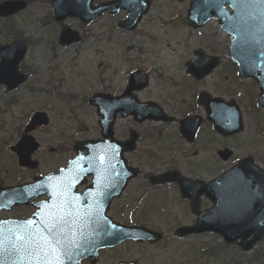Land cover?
I'll list each match as a JSON object with an SVG mask.
<instances>
[{
	"label": "rangeland",
	"instance_id": "rangeland-1",
	"mask_svg": "<svg viewBox=\"0 0 264 264\" xmlns=\"http://www.w3.org/2000/svg\"><path fill=\"white\" fill-rule=\"evenodd\" d=\"M30 1L27 12L4 24L0 22V42L14 40L16 37L7 33L9 27L14 28L18 32L17 38L30 45L32 64L38 72L35 76L36 84L39 88L45 86L46 82L51 85L43 87L49 91L47 98H44V94H37L30 110L44 108L50 99L57 105H64L72 127L81 125L86 136L94 135L95 108L85 101L100 88L98 78L109 79V84L116 90L122 86L131 69L138 66L152 68L166 74V77L176 76L184 68L181 65L182 59L191 57L195 49L202 48L218 56L221 64L215 74L194 84L193 92L204 89L227 99L234 98L242 104L246 128L244 132L230 138L229 147L234 151V158L252 155L257 164L264 168V111L254 108L251 100L257 93L256 85L239 77L237 67L229 55L228 37L215 24V28L201 30H193L184 25L186 2L154 0L150 12L138 28L126 31L117 26L119 21L127 17L125 12L105 14L89 25L73 18L64 23H56L50 17L51 0ZM98 1L101 0H95ZM49 17L50 22L47 23ZM64 27L83 33L84 44L61 47L58 36ZM181 80L183 87H187L186 77L183 76ZM53 84L59 86L53 88ZM178 90L182 99H186V94L180 88ZM61 94L66 95L63 103L60 101ZM28 109L26 105L17 106L13 110L16 119ZM53 115L56 119L55 112ZM207 163L211 166L203 172L205 176L219 174L227 168V164L217 159ZM144 168L149 170L158 167L144 165ZM188 172L198 173L196 169L190 168ZM130 188L145 186L135 182ZM137 193L139 190L134 194ZM159 197L163 203L162 208L148 204L143 208L152 210L151 222L147 226L162 231L165 234L164 240L155 245L127 243L104 250L98 264H115L122 259L138 260L140 264H263L264 259L256 257L259 251L264 250V238L251 251L243 252L237 244H226L219 236L212 234L183 239L174 237V230L184 223L188 224L193 215L179 202L175 188H166ZM152 199L156 197H151L150 201ZM125 200L119 201V205L125 206ZM124 212L127 211L124 209L122 213L117 212V219L131 224Z\"/></svg>",
	"mask_w": 264,
	"mask_h": 264
},
{
	"label": "flooded vegetation",
	"instance_id": "flooded-vegetation-1",
	"mask_svg": "<svg viewBox=\"0 0 264 264\" xmlns=\"http://www.w3.org/2000/svg\"><path fill=\"white\" fill-rule=\"evenodd\" d=\"M95 3L98 4L100 1ZM177 19L178 17H176ZM214 21L212 20L208 24ZM79 34L80 40L72 45L84 44V34ZM12 43L13 40L2 41L0 47ZM59 45L63 48L71 46L60 43ZM30 54L31 50L28 44L27 53L18 65V72L14 66L7 65L4 67L5 76L0 77V221L30 219L36 215L38 204L56 200L62 196L68 197L76 206L87 205L95 200L96 204L102 208L108 196L101 191L92 193L87 188L92 184V176H86L84 182L75 189L47 188L44 184L45 179L55 178L70 165L75 155L76 143L82 144L81 151L85 157L88 153L85 146L87 140H104L106 137L102 118L97 114V108H95V134L91 136L85 135L81 130V125L76 128L72 127L69 122L70 116H67L64 105H57L50 99L47 100V106L45 105L44 108L30 110L37 94H44V98H47L49 91L44 88H48L50 85L49 82H46L45 86L39 88L36 84L35 76L38 72L32 64L33 57ZM190 60L192 59L188 57L182 59L181 65L184 68L182 73L175 74L176 76L166 77V74L156 72L152 68L135 67L128 73L122 86L116 90L109 84V79H97L100 88L92 92L93 94L118 98L122 97L127 89L131 73L136 70L143 71L146 77V79H142L144 83L140 80L134 82L133 89L127 96L129 99L122 100L121 105H126L128 110L133 109L136 97L137 102L146 105V110L154 116L146 118L143 122H138L132 113L126 117L118 113L111 129L107 130L109 134L107 138L119 142L127 141L132 134L137 133L138 135L135 150L125 152L124 156L129 166L140 168V175L138 178L130 180L121 197L109 201L106 215L115 221H119L115 214L122 213L125 209L127 212H124V216H127L132 223L147 226L151 222L152 210L143 207L148 204L162 208L163 203L159 195L166 188H175L179 202L187 212L193 215L188 224H194L197 216L191 212L190 200L181 197L178 181L152 185L151 177L171 171L174 172L175 178L186 177L205 184L214 180L218 175L220 176L230 167L229 162L235 160L234 155L228 161L222 162L219 158L220 152L230 148L228 143L231 137L215 129L213 121L208 120L205 108L198 103L200 93H207L210 97L221 95L204 89L193 92L194 84L215 74L220 62L213 72L203 79L197 80L192 73L188 72L186 64ZM183 76L187 79L185 88L181 80ZM55 86L59 85L53 84V88ZM142 86L144 88L139 89ZM178 88L186 94V99H182ZM65 97L64 94L60 95L62 103ZM251 100L253 107L256 108L254 98L251 97ZM22 105L28 106L29 109L23 111L24 113L19 116V119H16L13 110ZM54 112L57 116L56 119L53 115ZM36 113H42L43 118L33 121ZM187 117H200V126L196 135L193 134V125L185 133L181 129V121ZM214 159L227 164V168L219 174L212 173L210 176H205L203 172L209 170L211 166L207 162ZM144 165L158 168L146 170ZM84 166L86 167V164ZM189 168L196 169L198 173L188 172ZM58 179L60 180V178ZM63 182L70 184V179L67 181L63 179ZM135 182L142 183L145 188H130ZM61 190L66 191V194L62 195ZM136 190H139V193L135 195ZM151 197H156V199L150 201ZM194 197L200 203V212L213 207L214 202L211 196L195 194ZM124 199H126L125 206H120L119 201ZM71 213L75 215V212Z\"/></svg>",
	"mask_w": 264,
	"mask_h": 264
},
{
	"label": "water",
	"instance_id": "water-1",
	"mask_svg": "<svg viewBox=\"0 0 264 264\" xmlns=\"http://www.w3.org/2000/svg\"><path fill=\"white\" fill-rule=\"evenodd\" d=\"M93 0H53L52 6H53V14L55 19L58 21H62L67 16H74L79 17L83 22L88 23L93 21L97 16L103 14L105 11H109L110 13H115L119 11L120 9H126L130 13V17L128 20H125L120 23V27H125L129 29H133L136 27L137 23L140 21L142 14L147 13L149 9V3L143 2L142 0H116L110 3L102 4L100 6L94 7L92 5ZM214 0H192L191 3V10H190V16L189 18H195L199 20V23H195L194 25H200L203 22L202 19H205L208 15L210 9V3H212ZM222 2H232L231 0H221ZM240 0H234V8L236 9V16L238 17L240 14L239 7ZM259 5L257 7V10L259 12H262L264 14L263 4L264 0H258ZM27 6V3L24 1H16L11 2L7 1L0 5V15L6 16L11 15L17 11H20L24 9ZM253 10H255L254 7L247 8L248 14H252ZM206 17H205V16ZM188 19L190 22L191 20ZM264 25V19L262 21ZM231 33L235 36V39L233 40L232 45V55L237 59V61L240 64V69L243 72L244 75H256L259 71V67L261 66V63H258L257 69L255 68V58H261L264 59V27L261 31L257 33V37L261 47L256 45H252L247 40V43L245 44V35L240 30L239 25H237L234 28L230 29ZM253 36H255V33L248 32L247 38L252 39ZM78 37L77 35L73 34L71 31H64L61 34L60 41L61 43L70 44L74 41H77ZM195 75H200L202 73V70H199V63L195 65L194 69ZM135 76V75H134ZM260 80L261 87H262V99L261 103L264 106V80L257 76ZM100 101H96V97L94 96L91 99L92 104H97L99 107H102L108 103V100L105 98H99ZM136 102V100H135ZM110 104V102L108 103ZM135 108L133 109V113L137 116V118L141 121L143 118H145V110L142 107H139L135 104H133ZM123 109L125 110V115L127 107L125 106H119L116 108V110H113L110 112V119L112 115L116 113L117 110ZM106 107L102 108L103 112H106ZM101 111V110H100ZM106 117H108L107 114H105ZM230 118H236L237 123H232L231 126L228 128L230 134H234L236 132H239L242 130V126L240 125V122L237 119V115L234 113V107L231 108V114ZM109 121V120H108ZM110 122V121H109ZM111 123V122H110ZM135 140H131L129 142V145H131V148L133 149V143ZM97 151L94 150L91 157H89V162H93L91 165V172H93L94 175H98V165L96 163L100 162L101 159L103 161V167L104 163H106V157H107V150H102V158H98ZM229 156V153L227 152L226 157ZM122 163V161L120 160ZM71 175H76V173L79 172V160H75L71 165ZM169 173L164 175L162 178V182L167 181L166 178L169 177ZM136 176V171L130 172L127 176H123L122 174L119 175V181H118V188H114V195H119L125 186L128 179L131 177ZM247 177L253 178H263L262 181H259V186L256 188H248V185L250 182L247 181V184L245 181H239L240 177ZM220 180H225V193H228L230 197L226 200L225 204L221 206V208L225 211V214L223 213H215L214 219H211L213 216V212L204 213L201 216V219L197 222L195 226L192 227H182L176 231V234L178 236H184L187 234H193L196 232H204V231H217L221 233L225 240L228 243L236 242L238 239H241L239 242V245L243 248V250L248 251L253 248V246L264 236V171L260 170L258 167L253 165L252 158H246L239 162L235 167H233L227 174L226 177H222ZM226 180H230V185ZM185 180H180L181 184V190L184 196L188 195V192L191 191V188H187L188 184L185 183ZM247 185V186H246ZM213 186H210L208 188H204L203 191H209L213 190ZM220 187V186H219ZM250 193L253 191L257 194V198L254 199L253 203H248L249 198L246 202L247 209L253 208L255 210L251 211L250 213H246L245 211V204L242 201V194L245 192ZM118 190V191H117ZM216 191L218 192V188H216ZM240 195V197H239ZM218 207L220 206L219 201L217 202ZM216 205V206H217ZM217 207V209H218ZM24 227L23 223H6L4 224V231L7 233L8 229L10 228H22ZM42 226L36 228L40 229ZM67 231V230H65ZM91 242V248L93 249L92 252L96 255V249L99 247H108V246H114L125 239H135L137 241H143V240H149L150 242H155L160 239V236L158 238L152 237V233L149 231H144L140 228H127L122 227L120 225L113 226L111 229L103 230L102 232H99L96 230L92 231V234L88 238ZM85 257V254H81L78 256L75 260L77 262L80 258ZM13 257L8 256L7 254H4L0 256V260L4 261L11 259ZM96 259V258H95ZM93 260V263L95 261ZM65 263V262H64ZM71 260L66 258V264H70Z\"/></svg>",
	"mask_w": 264,
	"mask_h": 264
},
{
	"label": "snow or ice",
	"instance_id": "snow-or-ice-1",
	"mask_svg": "<svg viewBox=\"0 0 264 264\" xmlns=\"http://www.w3.org/2000/svg\"><path fill=\"white\" fill-rule=\"evenodd\" d=\"M72 219L71 212L61 210L59 214L45 217L40 229L27 227L34 223L27 220L23 228H10L7 233L3 226L8 222L0 221V256L13 257L14 264H64L65 257L71 259L68 247H79L69 235Z\"/></svg>",
	"mask_w": 264,
	"mask_h": 264
},
{
	"label": "trees",
	"instance_id": "trees-1",
	"mask_svg": "<svg viewBox=\"0 0 264 264\" xmlns=\"http://www.w3.org/2000/svg\"><path fill=\"white\" fill-rule=\"evenodd\" d=\"M259 256L263 257L264 258V252H260L259 253ZM264 264V263H263Z\"/></svg>",
	"mask_w": 264,
	"mask_h": 264
}]
</instances>
